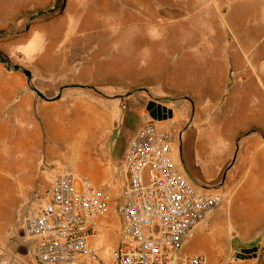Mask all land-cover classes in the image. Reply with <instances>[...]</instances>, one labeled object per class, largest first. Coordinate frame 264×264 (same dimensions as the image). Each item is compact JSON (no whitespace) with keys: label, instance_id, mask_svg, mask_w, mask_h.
Instances as JSON below:
<instances>
[{"label":"crops","instance_id":"crops-1","mask_svg":"<svg viewBox=\"0 0 264 264\" xmlns=\"http://www.w3.org/2000/svg\"><path fill=\"white\" fill-rule=\"evenodd\" d=\"M102 1L108 10L112 0ZM113 1L118 13L103 19L81 17V27L92 34H66L69 23H62L68 19L58 16L32 21L9 44L0 43V54L7 60L0 59V187L21 185L29 197L45 192L56 172L78 165L84 151L113 128L109 107L127 98L126 90L134 88L142 74H152L153 59H177L171 65L172 82H180L181 74L183 90L192 92L191 116L184 123L171 107L174 117L158 125H168L166 130L178 139L196 131L186 158L179 142L174 143V161L198 192L223 197L222 205L191 232L183 252L191 254L188 244L197 239L195 253L204 255L208 264H264V51L255 55L251 46L264 41V0ZM101 21L110 26L119 21L124 32L98 38L94 31ZM131 23L156 27L162 41L150 37L147 46L133 43L137 37L127 35L124 28ZM164 25L170 27L166 32L159 28ZM176 26L183 33H176ZM35 31L43 34L39 49L33 51ZM226 41L241 49H228ZM162 42L167 43L166 54L160 52ZM15 44L20 46L13 55ZM99 57L109 59L103 68L97 66ZM144 57L150 60L141 66L139 59ZM192 59L196 65H191ZM190 73L196 76L187 79ZM146 94L148 103L151 94ZM142 116L151 119L147 113ZM196 149L207 159L204 171L196 165ZM209 156L216 160L214 167ZM122 163L108 157L80 175L105 185ZM227 223L235 227L236 240L225 253L207 233L214 229L225 233ZM255 248L245 259L237 258Z\"/></svg>","mask_w":264,"mask_h":264},{"label":"built area","instance_id":"built-area-1","mask_svg":"<svg viewBox=\"0 0 264 264\" xmlns=\"http://www.w3.org/2000/svg\"><path fill=\"white\" fill-rule=\"evenodd\" d=\"M145 121L122 163L118 209L122 238L112 264H208L184 253L191 232L223 203L216 193L198 192L174 161V134ZM38 213L23 220L34 239L31 260L0 245V264H85L96 259V239L109 208L85 175L56 172Z\"/></svg>","mask_w":264,"mask_h":264},{"label":"rangeland","instance_id":"rangeland-1","mask_svg":"<svg viewBox=\"0 0 264 264\" xmlns=\"http://www.w3.org/2000/svg\"><path fill=\"white\" fill-rule=\"evenodd\" d=\"M111 2L112 3L107 5L108 10H105L102 6V0H0V43L9 44L12 36L23 32L32 21L48 20L49 18L58 16H63L69 21H64L62 23H69L65 31L66 34L72 35L84 32L92 34L93 32L91 30L81 27V17L86 16L88 18L97 19V15H100L102 16L101 19H103L105 15L112 12L118 13L117 3L113 0ZM66 8L68 9L64 12ZM120 25H122V23L119 21L112 23V26L108 25L106 21L98 22L95 26L94 35L98 38H104L108 35H118L124 32V29H122ZM124 28L127 35L137 37V40L133 43L139 41L141 44L147 46L149 45L148 39H150V37H155L160 41H162L163 38L161 36L162 32L159 31L158 33L154 26H138L131 23ZM159 28L166 32L170 27L164 25ZM187 28H185V30H187ZM174 29L176 33H183L184 31L182 27L176 26ZM34 34L36 35L32 44L34 45L33 51H36L39 49V34H43V32L35 31ZM166 44V42L165 44L163 42L160 43V52H164L165 54ZM202 44V42L199 44V48ZM237 44H231V42L226 41L227 48L230 49V47H232V50L235 52L241 49ZM19 46L20 44L12 45L11 54L14 55L18 52ZM251 46L255 49V55L264 51L263 40L255 41L251 43ZM194 49H197V47ZM144 54L147 56L146 52H144ZM25 56L32 57L28 52ZM116 58L121 61L124 60L123 57ZM146 59L150 60V58L145 57L139 59L141 66L145 65ZM108 60L109 59L105 57L97 58L96 62H100V65L97 66L103 68L108 64ZM173 63L177 64V59H170L166 56L153 59L151 65L152 74H142L140 80L134 84L135 87L126 90V96L128 97L123 100H115L109 107L114 114L113 128L106 131V133H102L98 142L87 151H84L82 154L83 156L78 160V165H74L70 167V169L65 170H72L78 174H84L83 172L88 171L89 165L95 163V161H106L108 157H114L117 162L120 160L123 161L133 134H135L142 125L144 120L142 115L144 113L148 115L146 111V91L151 94L150 100L155 99L163 102L167 107H175L184 123L186 122L185 120L190 119L191 109L189 110L188 105L192 92L183 90L181 74H179L180 82L175 84L172 82L171 65ZM191 65H196L195 59H192ZM193 75L196 76L193 73L188 74L187 79H190ZM184 104H187L185 111H183ZM159 127H164L162 129L166 130L168 125ZM200 128V126L195 127L196 130ZM172 133L174 134V132ZM174 138L175 142H179L178 144H180L181 148L180 152L183 154V157L186 158L189 151L188 148L193 146V142L196 138V131L183 134L181 139H178L175 135ZM213 158L209 156L210 163L214 167V162L216 160L214 158V161ZM195 161L196 165L204 171L207 159L203 157V154L197 149L195 150ZM60 167H62V165H60ZM123 183L122 166H119L116 170V176L112 179L111 183L105 185L94 184L96 190L100 192L101 196L104 198L109 212L103 218L100 232L96 239V259H92L91 264H112V253L117 248L122 238L118 209L122 202L120 193ZM47 191L48 188L41 194L36 193L33 197H29L24 187L21 185L0 187V245L8 247L17 254L31 260L30 242L34 239L31 240V238L25 236L23 220L26 216L39 212L40 208L47 200ZM225 227L227 229L225 233H220L218 230L214 229L210 233H207V235L215 237L223 250H227L225 253H228L229 245L232 240L234 239V242L236 240L234 234L235 227L229 226V223H227ZM188 248L191 253L197 252L199 250L197 239H192L188 244ZM212 251L218 256L217 248L213 247Z\"/></svg>","mask_w":264,"mask_h":264},{"label":"water","instance_id":"water-1","mask_svg":"<svg viewBox=\"0 0 264 264\" xmlns=\"http://www.w3.org/2000/svg\"><path fill=\"white\" fill-rule=\"evenodd\" d=\"M146 111L151 119L162 122L172 119L174 117V110L166 105H163L158 102V100L152 99L148 101L146 105ZM257 249H248L244 252H241L237 255V258L245 259L246 256H249L253 251Z\"/></svg>","mask_w":264,"mask_h":264},{"label":"trees","instance_id":"trees-1","mask_svg":"<svg viewBox=\"0 0 264 264\" xmlns=\"http://www.w3.org/2000/svg\"><path fill=\"white\" fill-rule=\"evenodd\" d=\"M0 59L3 60V61H7L6 57L4 55H1V54H0Z\"/></svg>","mask_w":264,"mask_h":264},{"label":"flooded vegetation","instance_id":"flooded-vegetation-1","mask_svg":"<svg viewBox=\"0 0 264 264\" xmlns=\"http://www.w3.org/2000/svg\"><path fill=\"white\" fill-rule=\"evenodd\" d=\"M159 103H161V104H163V105H165L163 102H161V101H158Z\"/></svg>","mask_w":264,"mask_h":264}]
</instances>
